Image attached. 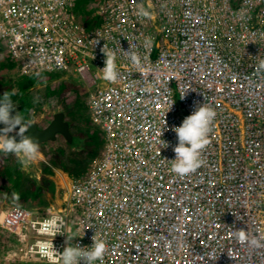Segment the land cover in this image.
Segmentation results:
<instances>
[{
	"label": "built area",
	"instance_id": "built-area-1",
	"mask_svg": "<svg viewBox=\"0 0 264 264\" xmlns=\"http://www.w3.org/2000/svg\"><path fill=\"white\" fill-rule=\"evenodd\" d=\"M77 1L0 0L1 65L78 77L100 142L81 173L54 170L67 179L50 177L48 205L0 217V243L4 232L16 241L0 264H61L36 242L54 239L62 254L68 236L85 248L95 234L107 244L102 264H264V247L236 236L264 237V0H94L86 11ZM106 43L115 83L100 71ZM197 101L217 116L202 166L179 176L171 128ZM53 216L63 221L55 237L40 231Z\"/></svg>",
	"mask_w": 264,
	"mask_h": 264
},
{
	"label": "clouds",
	"instance_id": "clouds-1",
	"mask_svg": "<svg viewBox=\"0 0 264 264\" xmlns=\"http://www.w3.org/2000/svg\"><path fill=\"white\" fill-rule=\"evenodd\" d=\"M139 14L147 17L149 12L141 8ZM94 42L96 46L100 41L97 39L94 40ZM101 52L106 57V66L100 70L102 72V79L108 83H115L120 75L116 63L117 54L115 51L108 48L107 43L101 48ZM127 55L133 64L138 65L141 63V58L138 53L130 50V52H127ZM6 67L12 70L11 66ZM258 70L264 71V61L259 63ZM15 94L16 92L13 89L11 92H5L4 95L0 97V124L4 125V128L0 129V152L15 155L21 165L26 168L30 163L39 158L40 142L36 138L25 135L29 130V126L34 124L33 122L25 121L21 113H17L15 116L12 115L16 109V105L12 99ZM184 97L185 95L182 99H184ZM194 105L195 107L192 114L183 120L182 125L179 127L173 126L171 128V131H173L178 138L177 146L173 148L176 158L171 162V170L179 176H186L194 173L202 166V153L210 144L209 136L217 116L215 109L209 106L207 102L200 104L197 101L194 102ZM17 127H19V132L17 133L20 137L19 142H17L15 137L10 138L8 135L15 131ZM13 195L15 199H19L17 194ZM62 226L63 221L61 218L53 216L43 221L40 231L43 234L55 237L58 234H62ZM236 236L241 244H249L256 248L264 247V242H262L264 241V237L252 238L248 235L247 231L243 229L239 230ZM73 239V237L68 236V240L65 242L68 246L62 254L58 253L55 249L53 244L54 239L37 241L35 247L39 250V254L49 261H53L54 258L58 257L61 264H97L98 261L102 264L107 250L105 241L97 239L95 234L92 237L93 245L91 247L82 248L79 244L73 245L71 243Z\"/></svg>",
	"mask_w": 264,
	"mask_h": 264
},
{
	"label": "rangeland",
	"instance_id": "rangeland-1",
	"mask_svg": "<svg viewBox=\"0 0 264 264\" xmlns=\"http://www.w3.org/2000/svg\"><path fill=\"white\" fill-rule=\"evenodd\" d=\"M52 76H55L56 78L63 77L61 74H53ZM19 77L20 76L17 73L12 72L11 69L6 66H1L0 63V83L5 82L12 85ZM71 80L73 83H77L78 81L81 83L78 77H72ZM47 90V84L39 85V87L36 86L30 90V96L34 102V106L32 109L33 111L29 113L28 121L36 122L40 128H46L57 113L64 112L66 120L70 123V129L74 139L71 143H69L62 135H58L56 141L41 143L39 158L30 163L26 168L21 165L15 155L5 153L6 160L4 162V176L0 178L1 218L4 217L6 212L15 205L22 204L31 206L33 204L38 205L40 203H42L40 205H48L45 200L43 201L47 192L44 193L39 191V194H37L38 190L33 192H31V190H34V186L36 187L37 185H41L43 179H50V176L53 178L56 177L55 172L50 174L45 171V168L50 166L48 155L52 152L64 149L66 150L67 155L80 160L83 164H86L92 158V154L89 152V149H96L100 146L99 140L97 144L98 147H96V142L88 135L91 128H93V124L88 115V95L84 92V90L80 91L78 94L71 93L65 99L56 94L47 95ZM15 105L16 109L12 113L13 116L19 113V106L17 103H15ZM24 120L27 121L25 118ZM3 128L4 125L0 124V129ZM18 132L19 127L11 133L17 134ZM72 165L76 166L74 163ZM15 185L18 188L17 192L14 193L19 196L24 195L26 199L25 201L20 198H14L13 188ZM53 187L54 191H48L49 193H54L56 191V186ZM4 233L7 234L4 238V242L0 243V252H4V254H1L3 257L7 258L9 253H13L11 246H13L16 241L11 238L8 232ZM0 234H3L2 231H0Z\"/></svg>",
	"mask_w": 264,
	"mask_h": 264
},
{
	"label": "trees",
	"instance_id": "trees-1",
	"mask_svg": "<svg viewBox=\"0 0 264 264\" xmlns=\"http://www.w3.org/2000/svg\"><path fill=\"white\" fill-rule=\"evenodd\" d=\"M90 1L94 0H78L76 8L77 10L80 11H86L87 10V5ZM89 27L91 24H87ZM42 84H47V95H58L59 97H62L65 99L67 96H69L71 93L78 94L82 88L78 83H73V81H70V79H61V78H56L55 76L53 77L52 75L50 76H45L43 78H39V76L34 75V76H22L19 77L14 84H9L5 82L0 83V97L4 95L5 92H11L13 89L15 90L16 94L12 97L14 103H17L19 106V113H21L22 117L27 119L29 117V113L32 110L34 106V102L30 96V90L38 85ZM78 103V102H77ZM88 135L91 137L93 141L96 142V147L98 144V135L96 133H92ZM89 152L92 154V157L96 156L98 153V148L96 149H89ZM5 153L0 152V178H2L3 171H4V162H5ZM48 160L50 163V166L45 168V171L47 173L52 174L54 172V169H60L66 172H70L72 174H79L85 169V165L83 164L80 160L70 157L67 155L66 150L60 149L58 151L52 152L50 155H48ZM76 164L72 165V164ZM6 172V171H5ZM54 184L53 182L45 178L43 179L41 185H37L36 187L34 186L33 191H37V194L40 192H48V191H54ZM17 186L13 188V194L14 192H17ZM30 193V191H29ZM14 196V195H13ZM26 196V195H25ZM20 199L25 201V197L19 196Z\"/></svg>",
	"mask_w": 264,
	"mask_h": 264
},
{
	"label": "water",
	"instance_id": "water-1",
	"mask_svg": "<svg viewBox=\"0 0 264 264\" xmlns=\"http://www.w3.org/2000/svg\"><path fill=\"white\" fill-rule=\"evenodd\" d=\"M33 123V125L29 126V130L25 135L38 139L40 144L56 141L58 135H62L69 143L74 139L70 129V123L66 120L64 112L57 113L46 128H40L36 122ZM8 135L10 138L15 137L17 142H19L20 137L16 133H9Z\"/></svg>",
	"mask_w": 264,
	"mask_h": 264
},
{
	"label": "bare ground",
	"instance_id": "bare-ground-1",
	"mask_svg": "<svg viewBox=\"0 0 264 264\" xmlns=\"http://www.w3.org/2000/svg\"><path fill=\"white\" fill-rule=\"evenodd\" d=\"M65 102V101H64ZM66 110H68V109H66ZM68 112V111H67ZM93 132H89V134H92ZM11 166V165H10ZM57 179V181H58V183L61 185V184H64V182L66 181V175L63 173V172H61V171H57V176L56 177H54V179ZM9 244V243H8ZM13 244V243H12ZM8 248V247H7ZM6 250V249H5ZM2 252V251H1ZM7 252H9V251H7Z\"/></svg>",
	"mask_w": 264,
	"mask_h": 264
}]
</instances>
